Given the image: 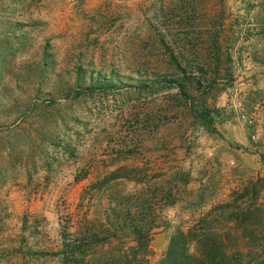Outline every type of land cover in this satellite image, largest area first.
<instances>
[{
  "label": "rangeland",
  "instance_id": "rangeland-1",
  "mask_svg": "<svg viewBox=\"0 0 264 264\" xmlns=\"http://www.w3.org/2000/svg\"><path fill=\"white\" fill-rule=\"evenodd\" d=\"M263 157L264 0H0V264H84L65 244L140 194L158 264L247 190L264 211Z\"/></svg>",
  "mask_w": 264,
  "mask_h": 264
},
{
  "label": "trees",
  "instance_id": "trees-1",
  "mask_svg": "<svg viewBox=\"0 0 264 264\" xmlns=\"http://www.w3.org/2000/svg\"><path fill=\"white\" fill-rule=\"evenodd\" d=\"M158 83L161 86H174L178 80L142 81L138 86L143 90L151 89ZM118 87H123V84L113 79L101 81L97 78L94 81V76H91L90 83H87L82 76L77 79L75 92L79 96L97 89ZM212 114L213 111L207 109L199 112L200 118L216 130ZM120 178H123L120 174H113L110 180ZM249 194L247 190L241 195V201L215 207L189 231L178 230L158 264H264V211L254 204L244 203ZM146 196L140 194L136 198L131 196L125 199L126 202L120 203L119 209L114 210L115 214H108L109 223L104 228V236L92 227L84 236L77 237L73 244H65L64 254L74 257L81 255L84 264H149L150 244L157 221L149 218V213L146 214L153 210ZM229 227L237 228L238 234L233 235ZM129 237L134 244L128 243ZM239 239L248 241L249 249L232 248L230 244L233 241L239 243Z\"/></svg>",
  "mask_w": 264,
  "mask_h": 264
}]
</instances>
